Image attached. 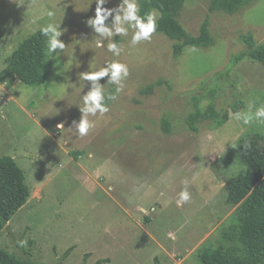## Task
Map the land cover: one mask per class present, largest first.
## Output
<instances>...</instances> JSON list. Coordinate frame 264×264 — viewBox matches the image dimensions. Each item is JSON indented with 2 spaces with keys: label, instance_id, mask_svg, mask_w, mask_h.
I'll return each instance as SVG.
<instances>
[{
  "label": "rangeland",
  "instance_id": "374dc122",
  "mask_svg": "<svg viewBox=\"0 0 264 264\" xmlns=\"http://www.w3.org/2000/svg\"><path fill=\"white\" fill-rule=\"evenodd\" d=\"M20 2L0 0V71L25 38L50 22L61 24L66 48L50 53L42 84L0 82V157L16 159L31 189L1 232L0 247L40 264H203L202 249L218 246L223 229L239 224L240 204L228 202L226 187L246 169L239 140L264 135V122L233 118L264 106V66L247 55L243 39L252 33L256 44L264 42V0L234 14L211 11L210 0H185L181 23L199 35L209 21L214 43L179 56L174 40L158 31L135 46L131 29L114 37L129 76L109 111L89 117L94 127L84 137L70 128L91 87L79 74L117 59L109 41L95 47L99 37L86 24L95 0ZM107 80L100 81L105 94L116 87ZM161 80L167 81L143 91ZM198 99L203 108L215 101L230 119L192 131L186 118ZM185 188L191 199L178 207Z\"/></svg>",
  "mask_w": 264,
  "mask_h": 264
},
{
  "label": "trees",
  "instance_id": "16d2710c",
  "mask_svg": "<svg viewBox=\"0 0 264 264\" xmlns=\"http://www.w3.org/2000/svg\"><path fill=\"white\" fill-rule=\"evenodd\" d=\"M255 0H210L211 11L234 14ZM140 15L158 11L157 30L174 40V54L179 56L186 47H207L214 43L209 21L204 22L199 35H192L179 20L185 0H138ZM41 29V28H40ZM37 30L25 38L14 49L10 62L0 71V82L22 81L31 86L42 84L49 74L50 52L47 37ZM244 41L251 50L248 56L264 66V42L256 44L252 33L244 35ZM245 55V54H244ZM236 55L234 62L241 59ZM159 81L149 85L143 91H151ZM115 93L114 86L107 91ZM111 100H107V104ZM195 111L187 118L192 131L200 130V125L208 121L214 127L223 126L230 119L229 110H220L215 101L207 107L196 102ZM166 131L172 129L170 120L165 118ZM242 151L244 171L232 177L226 184L227 200L231 204H240L237 210L238 225L223 229L220 243L215 248H203V264H264V135L250 134L239 140ZM31 196L24 170L16 159L9 155L0 157V234L9 221L22 208ZM100 260L97 264H101ZM0 264H40L32 259L21 257L0 247Z\"/></svg>",
  "mask_w": 264,
  "mask_h": 264
},
{
  "label": "clouds",
  "instance_id": "9594fccd",
  "mask_svg": "<svg viewBox=\"0 0 264 264\" xmlns=\"http://www.w3.org/2000/svg\"><path fill=\"white\" fill-rule=\"evenodd\" d=\"M18 5L23 3L20 0H13ZM109 0H95L96 9L95 15L87 19L86 24L93 29L95 36L99 39L95 40V47L102 48L104 41H109L107 50L117 59H113L106 65L99 67L96 70L85 71L79 74V79L91 82V87L86 94L82 96L83 106L79 107L81 118L79 121L73 120L75 132L79 137L86 136L90 129L94 127V122L89 117H95L97 113L101 115L109 111L107 100H115L116 94L124 90L123 81L129 76V67L126 63L118 58L121 55L122 49L113 39L116 36H127L129 29L132 30L130 44L132 46L140 44L142 41H150L152 35L157 30V15L155 12H147L143 16L140 15V7L138 0H120V3L115 7H106ZM114 14V15H113ZM55 14L52 11L48 12L49 17ZM112 18L111 23H107L109 18ZM42 35L47 37L48 50L50 53H55L59 56L66 48L65 42L60 39L64 29L59 23H48L40 29ZM59 50V51H58ZM108 77L107 82L115 85V93L105 94L101 79ZM6 87V86H5ZM233 118L237 121H242L243 124H250L253 120L264 122V106L256 108L254 113L252 106H249L247 112H237L233 114ZM191 199V193L187 188L179 193V198L176 201L178 207ZM143 210V209H142ZM170 238L175 239L174 236ZM20 246H26L27 241H19Z\"/></svg>",
  "mask_w": 264,
  "mask_h": 264
}]
</instances>
